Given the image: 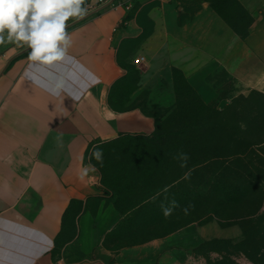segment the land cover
Returning <instances> with one entry per match:
<instances>
[{
  "label": "crops",
  "instance_id": "crops-1",
  "mask_svg": "<svg viewBox=\"0 0 264 264\" xmlns=\"http://www.w3.org/2000/svg\"><path fill=\"white\" fill-rule=\"evenodd\" d=\"M239 1L253 17L246 37L209 0H135L68 21L72 44L50 66L22 42L0 45V264H191L216 238L191 226L120 241L142 204L109 194L90 155L124 139L150 151L155 118L109 102L133 57L178 68L207 104L228 103L237 86L264 88V0Z\"/></svg>",
  "mask_w": 264,
  "mask_h": 264
},
{
  "label": "rangeland",
  "instance_id": "rangeland-1",
  "mask_svg": "<svg viewBox=\"0 0 264 264\" xmlns=\"http://www.w3.org/2000/svg\"><path fill=\"white\" fill-rule=\"evenodd\" d=\"M234 16L245 31L251 19L238 8ZM126 65L114 102L123 110L140 107L164 133L142 155L133 150L147 143L129 139L95 147L102 150L100 162L91 152L108 177L109 194L142 204L139 220L124 222L119 240L206 226L219 242L196 248L191 264H264L263 84L237 86L228 103L207 104L178 68L148 60L138 65L134 57ZM187 124L193 131L165 134Z\"/></svg>",
  "mask_w": 264,
  "mask_h": 264
},
{
  "label": "clouds",
  "instance_id": "clouds-1",
  "mask_svg": "<svg viewBox=\"0 0 264 264\" xmlns=\"http://www.w3.org/2000/svg\"><path fill=\"white\" fill-rule=\"evenodd\" d=\"M87 11L85 0H0V45L22 42L30 49L29 60L53 65L72 44L68 21ZM92 157L102 161V150L94 148ZM182 160L187 161L186 154Z\"/></svg>",
  "mask_w": 264,
  "mask_h": 264
},
{
  "label": "trees",
  "instance_id": "trees-1",
  "mask_svg": "<svg viewBox=\"0 0 264 264\" xmlns=\"http://www.w3.org/2000/svg\"><path fill=\"white\" fill-rule=\"evenodd\" d=\"M209 1L211 2L212 6L216 9V11L227 21V23L229 25H231L235 29V31L239 35H241L242 37H246L249 34V28L253 23V17L249 13V11L241 4V2L239 0H209ZM236 8H238L245 16H247L251 19V23L245 31H242L240 29V27L238 26V20L234 16ZM236 17H238V16H236ZM118 82H119V80L113 85V87L111 89L109 102L113 108L120 110V108H118L116 103L114 102L115 89H116ZM155 120H156V118H155ZM193 128H194V126L192 127L190 124H187V125L182 126L181 128L171 129V130L165 131V134L169 135V136L179 134V133L180 134L181 133L186 134L188 132L193 131ZM161 132L164 133V131H161L159 129V127L157 125V121H156V129L153 132V135H154V140H152L153 142H161L159 140V138L155 137L156 135H160ZM156 139H158V140H156ZM218 242H219V239H217V238L211 239V240L203 242L199 246V248L200 247L201 248L202 247H208V246L214 245Z\"/></svg>",
  "mask_w": 264,
  "mask_h": 264
},
{
  "label": "built area",
  "instance_id": "built-area-1",
  "mask_svg": "<svg viewBox=\"0 0 264 264\" xmlns=\"http://www.w3.org/2000/svg\"><path fill=\"white\" fill-rule=\"evenodd\" d=\"M134 1L135 0H94V3L91 0H88L86 3V8L91 10L93 9L96 5H103V4H108L112 6L113 8H125L126 10H132L134 6ZM127 21L124 20L122 24H126ZM146 62V57L145 56H139L138 58L135 59V63L138 65L144 64Z\"/></svg>",
  "mask_w": 264,
  "mask_h": 264
},
{
  "label": "water",
  "instance_id": "water-1",
  "mask_svg": "<svg viewBox=\"0 0 264 264\" xmlns=\"http://www.w3.org/2000/svg\"><path fill=\"white\" fill-rule=\"evenodd\" d=\"M108 5V4H107Z\"/></svg>",
  "mask_w": 264,
  "mask_h": 264
}]
</instances>
